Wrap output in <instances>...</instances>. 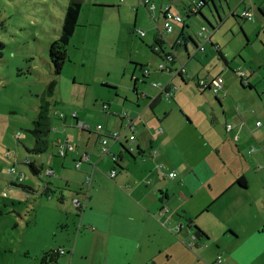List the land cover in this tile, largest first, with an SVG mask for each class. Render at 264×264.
<instances>
[{"label": "crops", "instance_id": "obj_1", "mask_svg": "<svg viewBox=\"0 0 264 264\" xmlns=\"http://www.w3.org/2000/svg\"><path fill=\"white\" fill-rule=\"evenodd\" d=\"M86 1L81 2L79 20L85 18L82 3ZM116 1L133 5L136 17L140 9L146 10L139 0L96 2L109 5ZM151 1L156 8L146 12L155 27L144 22L149 34L145 42L162 60L166 53L175 55L170 62L172 67L168 66L170 74L164 79L173 100H164L159 90L139 87L141 93L138 91L137 98L144 101L138 100L137 108L125 111L136 126L134 140L129 141L124 133L117 142L109 144L117 164L109 155L101 154L100 133L94 130L84 134L71 127L76 120L69 112L76 110L61 111L65 117L57 119V125L63 131L54 130L58 133L53 136V152L45 157L38 154L39 165L32 161L36 166L48 165L55 171L39 185L47 199L53 194L59 199L56 203L59 219L52 228L53 238L40 240L35 246L25 244L15 252L10 249L13 259L10 264H41L46 251L56 253L54 264H215L218 256L222 257L218 264H251L264 253V123L255 124L259 120L251 113L247 83L239 79V86L235 79H223L222 91L214 94L220 108L217 107L213 98L206 95L209 91L197 86L199 78L221 75L217 58L212 54L209 57L205 47L204 56L208 57L197 56L200 50L193 35L184 28L187 22L176 24L169 35H164L163 42L157 44L161 47L160 53L155 51L162 7L168 5L172 11L174 9L165 1ZM224 1L228 8L234 7L232 10L246 5L255 13V25L248 27L247 34L255 35L264 45V0ZM198 2L186 5L187 11ZM124 8L117 6L115 21L118 24L122 22ZM136 23L137 20L134 25ZM79 26L75 27L73 39ZM143 32L142 37L146 36V31ZM214 40L215 36L210 35V44H220ZM220 52L222 61L228 64L226 54ZM260 52L264 54L263 49ZM258 56L264 64V57ZM179 62L185 69L180 75L175 73ZM163 69L156 66L157 71ZM176 75L187 86L191 85L189 89L203 98L202 103L193 107L183 100L184 88L181 81L175 79ZM137 79L134 78L135 88ZM189 80H195L199 93ZM248 83L253 86L249 78ZM147 96H150L148 100ZM121 114L106 116L103 127L119 129ZM80 118L86 116L77 113V119ZM227 123L233 125L231 131L225 130ZM158 128L162 131H157ZM236 134L238 139L234 140ZM60 140L73 147L63 157L57 156L55 151ZM251 144L256 150L249 155L247 150ZM122 147H132L133 151L128 154ZM154 148L159 155H152ZM157 164H161L164 173L175 170L176 176H165L156 168ZM113 168L117 173L110 177L109 171ZM33 185L27 188L35 190ZM74 199L80 206L74 204ZM163 206H167L169 212L160 213ZM57 224L61 225L60 229ZM196 227L202 235L196 234ZM191 234H195V238L189 245ZM61 249L63 253H59ZM44 264H50L48 259Z\"/></svg>", "mask_w": 264, "mask_h": 264}, {"label": "rangeland", "instance_id": "obj_2", "mask_svg": "<svg viewBox=\"0 0 264 264\" xmlns=\"http://www.w3.org/2000/svg\"><path fill=\"white\" fill-rule=\"evenodd\" d=\"M96 1L99 0L82 3L85 18L78 19L77 24L81 26L66 46L67 61L60 74L56 75L49 59V45L59 36L66 0H0V264L12 262L10 249L15 252L25 244L35 246L40 240L53 238L52 228L59 219L56 208L59 199L55 194L47 199L40 193L39 186L51 178L43 172L48 165L43 166L38 175H34L26 161L38 164L39 155L45 157L53 152V136L63 131L58 128L57 119L60 118L55 113L74 109L86 116L78 120L89 123L91 131H94L96 124H104L106 116L137 108V101H144L137 98L138 91L141 93L139 87L148 86L149 89L158 90L152 86L153 82L164 84V79L170 74L167 71L168 66L172 67L170 62L153 53L145 42L149 34L143 24L148 22L155 27V22L144 8V11L139 10L136 17L135 8L131 4L116 1L107 5ZM158 1L170 4L181 15L189 25L187 32L193 35L198 45L202 41L196 34L201 26L206 27V35H212V38L215 36L214 41L220 43L218 46L226 54L228 64L222 61L208 41L204 42V47L209 57L212 54L217 58L223 79H235L241 86L234 70L241 68L247 72L252 71L249 80L254 87H246L251 98V113L260 123H264V64L258 58V55L264 57L260 52V49L264 50V45L255 35L247 34L248 27L255 25V13L253 22L243 20L230 14L234 7L228 8L224 0H214L215 4L208 0L201 7L202 14L187 17L186 5L199 0ZM117 6H125L120 24L115 21ZM243 9H247V6L236 8L237 12ZM138 30L146 31V36H140ZM197 56H203L204 59L208 57L204 56V51H198ZM192 62L196 60L192 59ZM159 63L165 66L164 71L156 70ZM142 68L149 69L150 74L145 77ZM175 79L181 81L183 100L186 103L193 107L202 103L203 98L189 89L191 85L187 86L178 75ZM195 80H189V83L199 93ZM52 81H55L56 86L49 93ZM41 95L43 102L49 103L52 129L48 135L47 150L38 155L29 151L34 144L29 129L36 118ZM206 95L215 101L214 94L208 92ZM149 98L147 96L145 99ZM103 103L108 109H102ZM71 127L84 134L88 132L76 125ZM56 129L58 132H54ZM66 130L72 131L71 128ZM12 165L18 173L24 174L23 182L19 183L14 176L6 173ZM32 183L35 184V190L26 188ZM31 221L34 223L30 224ZM57 227L60 229L61 225L57 224ZM251 264H264V253L259 254Z\"/></svg>", "mask_w": 264, "mask_h": 264}, {"label": "built area", "instance_id": "obj_3", "mask_svg": "<svg viewBox=\"0 0 264 264\" xmlns=\"http://www.w3.org/2000/svg\"><path fill=\"white\" fill-rule=\"evenodd\" d=\"M140 3L146 8V10L150 13L152 10H154L156 8V4L151 1V0H139ZM202 6V2L199 1L198 3H196L195 6L191 7L190 10L192 12H197L198 9ZM230 14L233 15V16H237V17H240L241 19L243 20H247V21H251L253 22L255 20L254 18V14L253 12H251L249 9H243L241 10L240 12H237L234 10H230ZM162 15H163V18H162V24L160 27H158V32H159V36L161 38V40L163 41V37L165 34L167 33H171L175 27L176 24L178 23H181L183 22V18L181 17L180 14L172 11L170 9L169 6L165 5L162 7ZM207 29L206 27L204 26H201V28L199 29V31L197 32V38H199L201 42V45H197V49L200 50V51H204V42H209L210 41V35H206V32ZM138 33L140 36H142L144 34V32L142 30H138ZM214 48L216 50H218L219 46L218 45H214ZM154 50L155 51H161V47H159L158 45L154 46ZM164 59L169 61V62H172L174 61L175 59V55L172 53V52H169V53H166L164 55ZM165 66L162 65V63H159L157 65V68L159 69H163ZM185 72V69H184V66L181 65L176 71L175 73L176 74H181ZM235 74L238 75L239 79L241 80V82L243 84H246L248 83V78L250 76V74L252 73V71L250 72H247V71H244L242 70L241 68H236L234 70ZM143 75L144 76H148L149 75V69L147 68H143ZM154 87H157L158 90H159V93L164 96L166 99H170L172 97V91L170 89V87L167 85V84H161V83H156V82H153L152 84ZM197 86L201 89V90H206V91H209L211 92L212 94H218L220 91H222L223 89V78L221 77V75H217L213 78H210V79H204V78H199L197 80ZM102 109L103 110H106L108 109V106L103 103L102 104ZM60 119H64L65 117V114L64 113H55ZM70 116L71 118L75 119V125L83 130V131H88L90 132L91 129H92V126L85 122V121H79L77 119V112L76 111H72L70 113ZM121 118H122V122H121V125H120V128L119 129H111V130H104V127H103V124H96L95 125V128L94 130L98 133H100V136L98 137V144H99V149H100V152L102 155H109L111 157V159L116 162L117 158L116 156L110 152L109 150V144L110 143H114V142H117L120 138H121V135L122 134H126L127 135V139L129 141H132L134 140L135 138V130H136V126L134 124V120L132 118H130L129 116L126 115V113H122L121 114ZM256 126H260L261 123L260 121H256ZM233 129V125L230 124V123H227L225 125V130L226 131H231ZM157 131L161 132L162 129L161 128H158ZM234 140H237L238 139V135H234ZM72 145L66 141H58L57 144H56V155L59 156V157H63L66 152L68 150H72ZM256 150V146L253 144H251L249 147H248V150H247V154L251 155L254 151ZM128 151L132 152L133 151V148L130 147L128 148ZM151 153L152 155L154 156H157L159 155V152L157 149H152L151 150ZM83 158L86 159V154L84 153L83 154ZM77 165H79V162L76 163ZM161 164H157L156 165V168L162 173L164 174L165 176H168L170 178H173L176 176V171L175 170H168L166 171L165 173L162 171L161 169ZM43 172L46 176H53L55 174V171L53 168L51 167H45L43 169ZM6 173L10 176H14L15 180L18 181L19 183L23 182L24 179H25V176L23 173H18L16 171V168L14 165L10 166ZM117 171L115 168L111 169L109 171V176L110 177H114L116 175ZM0 177H1V174H0ZM182 196V195H181ZM184 197V196H182ZM26 198L29 199V196L26 195ZM74 204L77 205V206H80V203L78 200L74 199L73 200ZM169 212V209L167 206H163L160 210V213H167ZM175 228L178 230L180 228V225H176ZM195 238V234H191L190 238H189V242L188 244L189 245H192L191 243V240ZM59 253H63V250H59ZM222 261V257L221 256H218L217 260H216V263L215 264H218Z\"/></svg>", "mask_w": 264, "mask_h": 264}, {"label": "trees", "instance_id": "obj_4", "mask_svg": "<svg viewBox=\"0 0 264 264\" xmlns=\"http://www.w3.org/2000/svg\"><path fill=\"white\" fill-rule=\"evenodd\" d=\"M202 2V6L207 4L208 0H199ZM81 2L82 0H69L68 4L64 11V16L61 23L60 33L59 36L54 39L50 45H49V59L50 63L53 68V72L56 75H59L64 63L67 61V48L66 46L69 43V40L75 30V27L78 23L79 13L81 9ZM199 10V9H198ZM196 13H200V10L197 12H192L190 9L186 12L187 17H190ZM184 23V21H183ZM189 25L185 24L184 28H188ZM189 39L194 41L191 36H189ZM163 42L157 34L156 42L155 44H159ZM197 46V44H196ZM217 53L222 57V54L220 52V49L216 50ZM142 65H140L141 67ZM180 75V74H179ZM146 77V76H145ZM136 80V79H135ZM56 83L55 81L50 82L48 92L51 93L52 90L55 88ZM247 87L253 88L254 86L247 83ZM155 101V99L152 101V103ZM153 104H151L152 106ZM52 129L51 125V116L49 113V103L43 102V95L40 96V104L38 106V111L36 118L32 122V127L29 129L30 134L32 135L34 139L33 147L29 149L31 153L40 154L47 150L49 139L48 135ZM123 150H125L128 154H131L128 149L125 147H122ZM139 153L138 149L135 150ZM26 163L29 165L30 170L34 175H38L40 173V169L43 168V166H36L32 161H26ZM116 163V162H115ZM117 164V163H116ZM22 184H20L21 186ZM27 188V187H26ZM42 192V191H41ZM40 192V193H41ZM44 193V192H43ZM196 234L202 235L203 232L196 227ZM48 259V262L50 264H54L56 261V253L52 251H46L43 253V256L41 258V264H44Z\"/></svg>", "mask_w": 264, "mask_h": 264}]
</instances>
